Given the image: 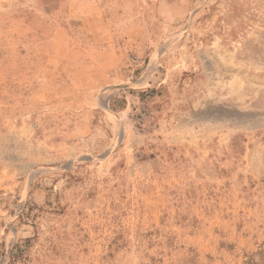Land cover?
<instances>
[{
  "label": "rangeland",
  "instance_id": "obj_1",
  "mask_svg": "<svg viewBox=\"0 0 264 264\" xmlns=\"http://www.w3.org/2000/svg\"><path fill=\"white\" fill-rule=\"evenodd\" d=\"M0 264H264V0H0Z\"/></svg>",
  "mask_w": 264,
  "mask_h": 264
}]
</instances>
